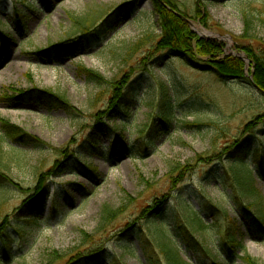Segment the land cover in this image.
<instances>
[{"label": "rangeland", "instance_id": "1", "mask_svg": "<svg viewBox=\"0 0 264 264\" xmlns=\"http://www.w3.org/2000/svg\"><path fill=\"white\" fill-rule=\"evenodd\" d=\"M167 1L197 37L220 46L221 58L243 63L244 81H221L201 68L205 58L195 67L156 51L161 32L152 0H0V121L38 142L0 140V264H48L52 252L60 264H165L155 231L162 211L159 228L190 264H242L224 253L229 227L241 245L237 256L264 264V232L254 225L264 215V166L256 164L264 124L255 121L264 93L252 87L240 47L257 53L264 41V24L256 20L244 33L241 18L248 11L264 19V0ZM85 16L116 26L83 38L73 20ZM148 37L128 62L126 49ZM75 44L72 56L58 51ZM80 68L126 84L120 104L110 109L111 89L89 83ZM163 84L182 114L192 112L174 110L167 129ZM45 92L66 107L42 104ZM213 124L222 130L217 137ZM247 139L252 147L241 168L253 172L255 193L244 195L231 163ZM90 140L98 154L89 152ZM33 198L43 200L25 218ZM103 206L121 214L95 234ZM194 215L207 229L193 225ZM77 254L88 261L72 263Z\"/></svg>", "mask_w": 264, "mask_h": 264}, {"label": "trees", "instance_id": "2", "mask_svg": "<svg viewBox=\"0 0 264 264\" xmlns=\"http://www.w3.org/2000/svg\"><path fill=\"white\" fill-rule=\"evenodd\" d=\"M153 1V10L157 19V25L159 26L161 35L158 37V41L155 44V50L158 52L168 53L170 56L182 59L187 61L190 65L197 67L199 60L197 58H205L206 61L203 63L206 66L200 65L201 68L207 69L212 74H214L217 78L221 79L223 82L228 81H244L243 74V63L230 59V58H221L220 52L221 48L217 44L200 39L197 37L188 27V23L181 19L177 14L176 7L169 3L167 0H152ZM204 1H215V2H223L227 0H204ZM201 3V2H198ZM200 7V4L197 5ZM199 9V8H198ZM18 16V12L15 13ZM21 16V15H19ZM20 18V17H19ZM24 18V17H23ZM242 23L244 24V33H248L253 30L255 25V21L258 20L260 23L264 24V19L256 18L253 13L248 11H244L241 13ZM100 19L99 21L93 17L85 16L80 19L73 20L74 31L76 34L83 38H89L91 36L100 37L101 35L106 34V32L113 30L115 28V24L112 21V24H109V20ZM75 33V32H74ZM251 38L250 35L246 36ZM245 37V38H246ZM149 37L142 39L135 43L134 45L129 46L126 49L127 61L130 62L132 59L148 44ZM0 43L2 46L5 45V39L1 38ZM259 49L257 53L250 49L249 47H245L240 45L241 49L245 51L248 59L251 62V69L253 70V83L256 87L264 92V41L259 42ZM78 44L66 46L59 48L58 51H62L61 55L65 53L66 55L72 56L74 53L78 51ZM57 55H59L57 53ZM199 67V66H198ZM80 74L83 76L89 83H93L99 88H110L111 95L109 100L110 109H114L118 104H120L122 97L125 93H122L123 90H126V84L117 83L116 81L107 82L105 79L99 74L87 70L85 68H80ZM120 84V86H119ZM123 85V88H122ZM108 86V87H107ZM128 87V85H127ZM122 88V90H120ZM163 95H165L164 99L161 100V111H162V122L164 126L169 128L168 124H170L171 119L175 117L174 110L179 114H182L183 111H180L178 105H173L167 93V85L163 84L161 88ZM41 96L38 97V100L41 101L42 104H45L44 101H51L57 107L64 108L66 107V103L63 101L61 97L54 96L49 92L39 93ZM167 95V97H166ZM177 107V108H176ZM188 108V107H187ZM190 111V112H189ZM192 112L189 109H186V112L182 115H190ZM255 121L259 123V125L264 124V114L255 118ZM215 136L219 131H222L217 127L216 124H213ZM217 137V136H216ZM2 138L9 139L12 142L17 144L20 143V146H26L27 144H34L35 147L38 146V142L35 139L27 136L18 128L10 126L8 123L4 121H0V140ZM252 141V138L250 139ZM249 139L244 141V144L238 151L231 154L233 156V160L231 163L232 168V176L237 185V187L241 190L244 195H249L255 193V190L252 186L253 184V175L252 171L243 170L241 168L245 163L244 156L248 154L252 147V143ZM92 146H89L88 150L91 154H98L99 150L97 146L93 143L94 140H90ZM253 142V141H252ZM256 146V143H253ZM264 145V144H263ZM2 146L0 141V158H1ZM257 158V157H256ZM255 158V159H256ZM258 159L259 166H264V155ZM256 159V160H257ZM1 160V159H0ZM176 176V175H175ZM41 179V178H40ZM41 182L38 183V189H40ZM41 199V200H38ZM33 198L30 203L24 207V211L22 212L23 217L28 218L30 216H34L33 208L35 209V205L42 201L43 198ZM37 214L41 215V210H37ZM116 213V214H115ZM113 213L110 208L103 206L101 210L100 222L97 228L96 233H102L109 226L110 222L113 219L120 215V211ZM164 211L157 214L158 224L156 225V234L158 241V250L160 255L162 256L165 264H190V262L185 261L181 254L179 253V249H175L174 247V239L170 232H162L159 227H163L162 218ZM195 217L192 219L193 225L198 230L207 229V225L203 222V219L200 218L199 215H194ZM255 228L258 231L264 232V215L254 223ZM225 244L224 253L229 261L234 262L239 260L242 264H257L256 260L252 259L247 255H243L242 257H238V249L240 248V242L237 238V233L232 231V228H228L225 233ZM223 250V249H222ZM5 251V250H4ZM57 253L52 252L48 258V264H60L63 262L62 258H57ZM86 255V254H85ZM85 255H73L71 259H73L72 263L80 262L82 260L88 261V258H85ZM59 256V255H58ZM81 256V257H80ZM87 263V262H86Z\"/></svg>", "mask_w": 264, "mask_h": 264}, {"label": "water", "instance_id": "3", "mask_svg": "<svg viewBox=\"0 0 264 264\" xmlns=\"http://www.w3.org/2000/svg\"><path fill=\"white\" fill-rule=\"evenodd\" d=\"M252 87H253L254 90H256L258 93H262V94L264 93V92L260 91V90H259L255 85H253V84H252Z\"/></svg>", "mask_w": 264, "mask_h": 264}]
</instances>
